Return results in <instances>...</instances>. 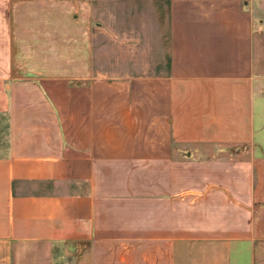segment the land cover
Instances as JSON below:
<instances>
[{"label": "crops", "instance_id": "crops-1", "mask_svg": "<svg viewBox=\"0 0 264 264\" xmlns=\"http://www.w3.org/2000/svg\"><path fill=\"white\" fill-rule=\"evenodd\" d=\"M0 264H264V0H0Z\"/></svg>", "mask_w": 264, "mask_h": 264}]
</instances>
